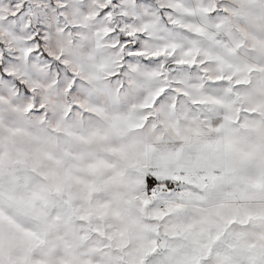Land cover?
Returning a JSON list of instances; mask_svg holds the SVG:
<instances>
[{"label": "snow or ice", "instance_id": "6c2138e0", "mask_svg": "<svg viewBox=\"0 0 264 264\" xmlns=\"http://www.w3.org/2000/svg\"><path fill=\"white\" fill-rule=\"evenodd\" d=\"M0 264H264V0H0Z\"/></svg>", "mask_w": 264, "mask_h": 264}]
</instances>
